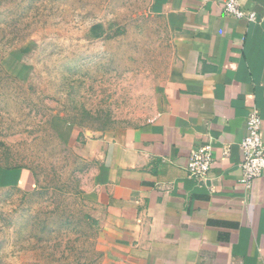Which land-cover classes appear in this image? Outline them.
<instances>
[{
	"label": "crops",
	"instance_id": "0c3cea01",
	"mask_svg": "<svg viewBox=\"0 0 264 264\" xmlns=\"http://www.w3.org/2000/svg\"><path fill=\"white\" fill-rule=\"evenodd\" d=\"M227 1L138 0L139 18L155 21L172 52L148 120L116 133L56 121L93 165L90 197L109 264H264V177L247 188L239 167L252 110L264 138V0H237L256 22L227 16ZM204 145L216 158L208 184L186 170ZM36 183L29 170L0 165V189Z\"/></svg>",
	"mask_w": 264,
	"mask_h": 264
},
{
	"label": "rangeland",
	"instance_id": "374dc122",
	"mask_svg": "<svg viewBox=\"0 0 264 264\" xmlns=\"http://www.w3.org/2000/svg\"><path fill=\"white\" fill-rule=\"evenodd\" d=\"M155 24L138 0H0V165L37 181L0 189V264H109L93 165L55 126L116 133L153 115L172 53Z\"/></svg>",
	"mask_w": 264,
	"mask_h": 264
},
{
	"label": "built area",
	"instance_id": "2783aa9c",
	"mask_svg": "<svg viewBox=\"0 0 264 264\" xmlns=\"http://www.w3.org/2000/svg\"><path fill=\"white\" fill-rule=\"evenodd\" d=\"M224 11L227 16L237 19H247L249 22H256L255 12L245 11L237 0L225 2ZM262 118L258 110L249 112L246 119V135L240 144L241 183L251 188L254 182L264 177V138L262 134ZM228 157V151L223 154ZM216 158L214 147L204 145L194 151L189 158L187 165V176L199 183L208 184L215 180L214 169Z\"/></svg>",
	"mask_w": 264,
	"mask_h": 264
}]
</instances>
